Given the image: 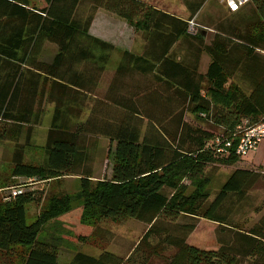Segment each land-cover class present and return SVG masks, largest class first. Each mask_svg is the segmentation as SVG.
<instances>
[{"label": "trees", "instance_id": "trees-1", "mask_svg": "<svg viewBox=\"0 0 264 264\" xmlns=\"http://www.w3.org/2000/svg\"><path fill=\"white\" fill-rule=\"evenodd\" d=\"M125 1L107 0L105 8L141 32L145 45L140 55L120 51L105 94L93 99L115 48L89 35L92 16L75 11L78 0H43L41 8L30 0H0V141L15 142L11 175L78 181L74 195L48 197L31 224L25 207L40 202L41 191L0 198V259L59 264V245L39 239V232L77 202L99 244L111 237L98 228L101 221L132 219L146 230L125 257L77 252L69 264H264V214L247 230L234 220L257 172L235 170L209 191L210 170L240 160L236 128L264 114V0L232 14L208 44L206 29L195 22L206 0H182L189 13L183 19ZM191 20L199 28L194 35L187 32ZM179 39L187 41V53L177 59L172 49ZM44 43L56 47L50 62L40 58ZM202 54L209 58L204 73ZM44 101L53 108L43 162L28 163L22 150L30 147V128L40 122ZM23 126L24 146L17 143ZM98 138L114 144L111 173L92 180ZM216 140L233 145L219 154ZM185 217L215 223L218 249L187 244L195 224L182 223Z\"/></svg>", "mask_w": 264, "mask_h": 264}, {"label": "rangeland", "instance_id": "rangeland-1", "mask_svg": "<svg viewBox=\"0 0 264 264\" xmlns=\"http://www.w3.org/2000/svg\"><path fill=\"white\" fill-rule=\"evenodd\" d=\"M35 6V4H33ZM243 9V10H242ZM251 6L244 5L237 11H230L216 0H209L197 15L195 22L204 27L206 30V37L204 44H208L215 33V29L226 20L233 19L234 13L250 10ZM186 18L185 16H183ZM139 32V31H137ZM141 33V32H139ZM187 51V46L184 45ZM56 48L49 43H44L41 51V60L47 62L54 55ZM206 65L209 58L202 54ZM119 58V53L114 52L110 58L107 66L105 77H101L98 82L97 90L103 89L108 81L107 75L114 68ZM202 59V58H201ZM201 64V61H200ZM202 69H200L201 71ZM104 74V73H103ZM111 76V75H110ZM113 76V75H112ZM110 82V81H109ZM109 84V83H108ZM99 92V91H98ZM92 98L99 96L95 92ZM88 107L90 103L87 104ZM44 114L37 125H32L30 128V147H25V138L27 131L26 126L22 127V134L18 137L17 143L23 147V158L28 163H42L43 151L42 147L45 143L46 132L48 130L51 115L52 104L43 102L42 106ZM88 115L86 109L81 116V121ZM15 142L3 140L0 141V198L8 199L11 197V191L20 190L21 193L26 191H41L40 202H30L25 207V221L27 224L33 223L46 199L51 195H60L69 193L75 194L78 190V181L76 177L63 176L56 179L40 180L39 178H21L13 177L11 175L12 155L14 152ZM114 146L109 140L98 138L95 149L93 178L92 180H99L102 178H109L111 173V157L109 150ZM264 141L253 152L248 153L245 157L233 166H215L210 170L212 174V181L209 186V191L214 193L220 185L226 180L227 176L235 170H247L249 172H257L258 177L256 182L247 191L245 198L240 199L236 206V214L234 220L242 225L243 230L249 229L254 225L258 219L264 214ZM209 170V169H208ZM184 186H190L189 181H182ZM169 191H166L167 194ZM229 201L233 202L229 199ZM82 209L77 202L72 205L59 217L54 220L47 221L40 229L39 239L48 242H56L59 245L58 263L69 264L73 255L77 252L83 254L98 256L102 251L112 252L118 256L125 257L138 243L146 230V225L136 220H125L123 222L101 221L97 223L98 228H103L110 232V239L106 243L99 244L93 241V231L95 226L91 224H84L81 221ZM181 220V219H180ZM182 223L195 224L194 230L187 236V244L203 250H216V235L218 226L215 223L199 218H182ZM228 240V239H227ZM226 240V241H227ZM172 253V251H170ZM4 262L0 259V264Z\"/></svg>", "mask_w": 264, "mask_h": 264}, {"label": "crops", "instance_id": "crops-1", "mask_svg": "<svg viewBox=\"0 0 264 264\" xmlns=\"http://www.w3.org/2000/svg\"><path fill=\"white\" fill-rule=\"evenodd\" d=\"M106 1L107 0H78L77 6L75 7V11L81 14L83 17L89 15L92 16V20L88 28L89 35L113 46L115 48L114 52L120 53V51H127L136 55H140L145 45V40L142 34L135 31L124 19L116 16L114 13L109 12L105 8ZM139 1L147 6L153 7L158 11H161L166 14L174 15L180 19L181 18L183 19L184 18L183 16L188 17L189 15L182 0H139ZM208 1L209 0H206L203 6H205ZM30 2L31 5L35 4V6L39 8L44 6L43 0H30ZM125 3H130V0H126ZM203 6L201 7V9L203 8ZM200 11L197 13V15L200 13ZM197 15L195 18H197ZM203 35L206 36V32H204ZM186 43L187 41H184L183 39H179L173 46L172 50L176 52L177 59H179V57H182L185 55V53H187V51L184 48V45H186ZM50 45L54 46L53 44ZM53 56L47 62H50ZM201 58H200L201 64L199 63V72L204 73L206 71L209 60L204 66V64L202 65V62H204L203 56H201ZM117 63L114 65V68L107 75L109 79L106 82L105 87L103 89L96 91V93L99 94V96H97L96 98H101L105 94V91L108 87V83L112 78V75L114 74ZM200 69L202 70L200 71ZM107 70L109 69H107L106 67L102 77H105Z\"/></svg>", "mask_w": 264, "mask_h": 264}, {"label": "built area", "instance_id": "built-area-1", "mask_svg": "<svg viewBox=\"0 0 264 264\" xmlns=\"http://www.w3.org/2000/svg\"><path fill=\"white\" fill-rule=\"evenodd\" d=\"M219 4L223 5L226 9L234 12L242 8L244 5L251 2V0H216ZM198 26L191 20L188 22L187 32L194 35L198 31ZM264 54V50L259 51ZM235 143V154L239 157H245L248 153L253 152L264 141V114L260 117L257 123L248 124L245 120L237 128L233 134V140ZM235 141V140H234ZM217 150L216 153H228V148L233 145V141L230 140H216ZM11 196L17 194L16 190L10 192Z\"/></svg>", "mask_w": 264, "mask_h": 264}]
</instances>
